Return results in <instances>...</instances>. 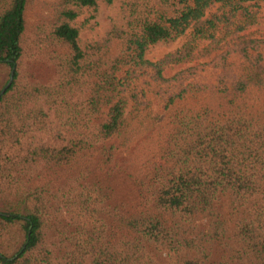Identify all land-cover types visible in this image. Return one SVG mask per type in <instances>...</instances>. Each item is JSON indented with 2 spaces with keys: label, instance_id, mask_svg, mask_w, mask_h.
Returning a JSON list of instances; mask_svg holds the SVG:
<instances>
[{
  "label": "trees",
  "instance_id": "16d2710c",
  "mask_svg": "<svg viewBox=\"0 0 264 264\" xmlns=\"http://www.w3.org/2000/svg\"><path fill=\"white\" fill-rule=\"evenodd\" d=\"M99 1L0 0V94L14 71L0 97V264H264L257 4L152 0L82 47L76 22ZM218 6L182 50L146 59ZM147 121L155 148L133 167L129 131Z\"/></svg>",
  "mask_w": 264,
  "mask_h": 264
},
{
  "label": "rangeland",
  "instance_id": "374dc122",
  "mask_svg": "<svg viewBox=\"0 0 264 264\" xmlns=\"http://www.w3.org/2000/svg\"><path fill=\"white\" fill-rule=\"evenodd\" d=\"M37 2H45V1H53V0H36ZM152 0H100L99 8L96 13H92L91 11L85 10L84 14L77 20L76 25L81 29L80 39L81 46L85 47L88 44L100 43L104 41L112 30L115 27H119L122 29H128V25L130 20H132L133 7H141L144 8V5L149 3ZM237 1V0H236ZM233 2V1H232ZM241 5H255V11L259 12L260 20L259 25L255 26L258 32H264V0H249L247 2H241ZM35 10L29 11L28 19L30 22V27L32 28L33 22H35V15L39 12L38 6H34ZM33 8V9H34ZM220 7L211 8L206 18L200 23L194 25L186 35L181 37L179 40L174 42L170 46H159L153 48L146 55V59L152 62L159 61L163 59L165 56L170 53L176 52L178 50H182L183 47L188 42V38L193 32L195 27H199L203 25L208 19L216 14H220ZM35 38V34H33V30L30 29L28 34V46L33 44V39ZM215 58V55L208 56L199 60H193L186 62V64H182L179 66H172L168 68L165 72L166 77H170L174 75L179 70H183L187 67L198 66L197 64L206 63ZM78 99V97H77ZM56 108V107H55ZM53 109L50 110L52 126L55 129L62 128L61 127V111L62 109ZM149 121L145 123L144 126H139L133 132L130 129L131 141L127 145V154L128 163H132L134 167V162L140 161L144 159L145 156L153 153L155 148L156 138L155 134L148 131L147 127L149 125ZM134 129V128H133ZM94 130V128L92 129ZM91 131V130H90ZM14 154V153H13Z\"/></svg>",
  "mask_w": 264,
  "mask_h": 264
},
{
  "label": "water",
  "instance_id": "95a60500",
  "mask_svg": "<svg viewBox=\"0 0 264 264\" xmlns=\"http://www.w3.org/2000/svg\"><path fill=\"white\" fill-rule=\"evenodd\" d=\"M13 78H14V71L11 73V77H10V81L8 83V85L6 86V88L3 90V92L0 94V97L6 92V90L10 87V85L13 82Z\"/></svg>",
  "mask_w": 264,
  "mask_h": 264
}]
</instances>
